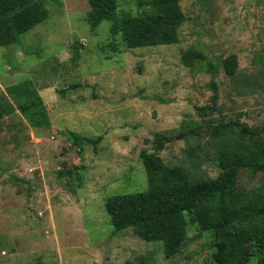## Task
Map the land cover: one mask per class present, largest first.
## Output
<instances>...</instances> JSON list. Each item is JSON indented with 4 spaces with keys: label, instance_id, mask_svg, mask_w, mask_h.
<instances>
[{
    "label": "rangeland",
    "instance_id": "rangeland-1",
    "mask_svg": "<svg viewBox=\"0 0 264 264\" xmlns=\"http://www.w3.org/2000/svg\"><path fill=\"white\" fill-rule=\"evenodd\" d=\"M150 1L117 0L118 13L142 15ZM180 5L177 44L129 49L110 21L91 30L88 0H60L47 3L46 21L0 47V103L24 101L17 88L30 81L51 124L32 127L18 109L2 120L0 264H216L212 232L189 226L147 242L114 232L106 211L110 197L148 189L143 152L216 179L228 139L215 127L230 123L234 140L242 126L264 129V0ZM189 50L206 57L193 69L182 62ZM232 55L230 77L223 63ZM70 132L101 140L80 147ZM157 134L184 136L158 151ZM260 187L264 172H239L240 192ZM244 249L249 264H264L251 243Z\"/></svg>",
    "mask_w": 264,
    "mask_h": 264
},
{
    "label": "trees",
    "instance_id": "trees-1",
    "mask_svg": "<svg viewBox=\"0 0 264 264\" xmlns=\"http://www.w3.org/2000/svg\"><path fill=\"white\" fill-rule=\"evenodd\" d=\"M60 0H0V47L16 44L19 37L30 32L49 17L48 2ZM187 0H152L151 11L134 16L118 13L117 0H88L90 11L87 22L96 30L104 21H110L111 34L121 35L127 48L172 45L179 42V29L186 17L180 3ZM205 56L193 50L183 54L185 66L194 68L195 61H204ZM223 68L233 77L238 68L235 55L225 59ZM216 67L210 65L208 72ZM213 100L218 99L217 85ZM24 101L16 106L0 103V130L2 120L16 109L32 127L50 128L47 109L32 82L27 81L17 88ZM230 123L215 127L219 136L228 141L219 156L223 170L216 179H195L183 168L166 166L156 154L143 152L141 157L149 178L145 192L119 194L106 202L114 232L131 229L147 242H162L173 236L198 227L214 236V259L216 264H249L251 255L244 249L246 244L264 253V187L244 193L238 190V176L242 169L255 175L264 172V129L240 127L239 139L233 131L225 134ZM75 144H97L101 138L92 139L70 132ZM184 135L164 137L157 134L160 151L164 146ZM172 250V249H171Z\"/></svg>",
    "mask_w": 264,
    "mask_h": 264
}]
</instances>
